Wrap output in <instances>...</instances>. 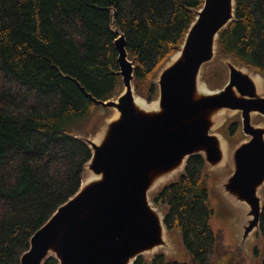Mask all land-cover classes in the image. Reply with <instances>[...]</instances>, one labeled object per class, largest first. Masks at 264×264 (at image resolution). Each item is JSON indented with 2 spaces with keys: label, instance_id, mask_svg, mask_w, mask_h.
<instances>
[{
  "label": "trees",
  "instance_id": "trees-1",
  "mask_svg": "<svg viewBox=\"0 0 264 264\" xmlns=\"http://www.w3.org/2000/svg\"><path fill=\"white\" fill-rule=\"evenodd\" d=\"M202 3L0 0V264H20L33 234L78 191L91 158L80 130L101 108L80 88L100 101L118 94L116 38L124 35L134 61L135 92L150 102L157 72L179 49ZM216 57L264 76V0H235ZM204 179L202 158L191 157L184 173L152 197L190 264H210L216 251ZM257 237L264 264V203ZM44 264L58 262L50 257ZM134 264L188 263L160 254Z\"/></svg>",
  "mask_w": 264,
  "mask_h": 264
},
{
  "label": "water",
  "instance_id": "water-1",
  "mask_svg": "<svg viewBox=\"0 0 264 264\" xmlns=\"http://www.w3.org/2000/svg\"><path fill=\"white\" fill-rule=\"evenodd\" d=\"M234 11L235 0H203L178 51L159 69L149 105L135 94L125 37L116 38L120 93L100 101L80 88L113 114L96 139L80 137L91 152L81 185L33 234L20 264H44L50 257L58 264H134L138 257L150 262L160 254L173 260L175 252L171 259L165 253L172 248L165 213L151 197L176 181L191 157H201L211 173L227 162L223 140L214 131L228 112L239 113L246 139L230 152V173L218 193L232 203L231 210L243 208L233 223L232 242L241 255L247 250L259 234L264 203V91L258 74L224 58L226 83L209 90L200 82ZM257 116L263 122L253 124Z\"/></svg>",
  "mask_w": 264,
  "mask_h": 264
},
{
  "label": "rangeland",
  "instance_id": "rangeland-1",
  "mask_svg": "<svg viewBox=\"0 0 264 264\" xmlns=\"http://www.w3.org/2000/svg\"><path fill=\"white\" fill-rule=\"evenodd\" d=\"M174 54H172L162 66L169 62ZM222 59L223 58L221 57H216L211 63L205 65L203 68L200 82L209 90L220 89L228 79V71L222 63ZM215 67L219 68L215 69ZM255 74L258 73L255 72ZM215 75L217 77H215ZM258 75L260 77V81L257 82L261 91H264V76L260 74ZM120 91L121 89L119 90L118 94L120 93ZM135 94L143 99V97L138 95L136 92ZM146 103L148 105L150 104L148 103V101H146ZM112 114V110L100 108L99 111L90 119V121L84 127H82V129L80 130V135L85 138L96 139L102 131L104 122L108 118H110ZM223 120L224 121L218 126L214 133H217L223 140V146L225 149L224 152L225 155H227V162L221 167H219L217 170L212 171L213 173L207 170L205 172L204 182L201 184L200 187L206 189L208 195V204L211 210L213 211L210 225L216 238V251L212 256L210 264H235V259H237V264H262V245L261 241L257 237L258 234L252 237V240L247 244V250L244 251V253L240 255L239 258L236 257L237 251H235L232 247V238L234 236L233 223L235 220L238 221L239 216L243 213V208L235 205V208L231 210L230 204L232 203L228 202V204L227 201L218 193V184L224 177H226L230 173V152L238 145L239 142L244 141L246 137L242 134L240 129L241 123L239 113L228 112L224 116ZM233 123L236 126L234 131L230 133L228 131V128ZM252 123H259V119L257 117H253ZM87 177L88 175L85 174L84 179H86ZM176 179L177 175L174 177V180ZM151 196L152 195H150L149 197ZM159 208L162 212L165 213L163 207L159 206ZM167 238L172 248H170L168 251H165V253H167L169 256L175 252L173 260L181 263L190 264V257L183 248L180 236L175 232H167ZM255 249L257 250V255H255L254 253ZM170 257L171 256H169V258ZM147 262H149V260H147Z\"/></svg>",
  "mask_w": 264,
  "mask_h": 264
},
{
  "label": "flooded vegetation",
  "instance_id": "flooded-vegetation-1",
  "mask_svg": "<svg viewBox=\"0 0 264 264\" xmlns=\"http://www.w3.org/2000/svg\"><path fill=\"white\" fill-rule=\"evenodd\" d=\"M257 118L259 119V122H260V121L263 122V120H262L261 117H258V116H257ZM232 247H233V249H234L235 251H237V255H236V257L239 258V256H240L241 254L238 252V248H237L236 246L233 245V242H232ZM234 259H235V258H234ZM230 260H231V259H230ZM230 260H229V261H230ZM236 261H237V259H235V262H236Z\"/></svg>",
  "mask_w": 264,
  "mask_h": 264
}]
</instances>
